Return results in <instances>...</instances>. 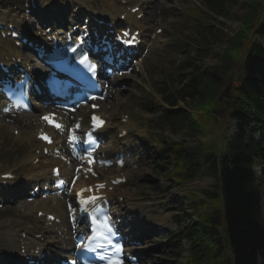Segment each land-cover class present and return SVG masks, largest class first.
Returning a JSON list of instances; mask_svg holds the SVG:
<instances>
[{
	"label": "rangeland",
	"instance_id": "obj_1",
	"mask_svg": "<svg viewBox=\"0 0 264 264\" xmlns=\"http://www.w3.org/2000/svg\"><path fill=\"white\" fill-rule=\"evenodd\" d=\"M19 1L22 2V0H0V17L4 18L5 15H10V13L13 12L16 13L17 11H14L13 4H18ZM44 1L46 0H36L38 9L42 7V2ZM51 1L56 6H58L59 3L65 5L70 4L69 6H72L70 3L71 0ZM77 1L85 3L88 0ZM102 1L105 3L109 2V0ZM138 1L140 0H132L133 3ZM153 1L150 6L146 3L142 5L149 9L145 21L150 26H153V29L158 26L162 27L164 32L161 34L156 33L157 39L154 41L155 45L152 41L150 43L154 50L147 58L143 77L140 75L141 78L137 76L130 79L128 81L129 83L127 82L123 87V91L117 92L112 100L107 102L104 106V108L112 114L113 123L112 127L109 129L110 134L116 136L118 132L116 124L121 122V115L123 113L130 114V128L132 129L128 139L135 140L136 138L135 142L142 140L143 144L146 145L147 143L154 144L159 141V138L161 139V136L164 137L166 134H170L168 131L164 132L166 130H163L164 127L158 122L153 121L150 123L149 120L158 116L160 108L165 110L169 109L162 99L171 93V91L181 87L179 80L189 71L185 70V67H187V65L193 67L198 66L200 67V71H202L203 68L209 67L220 60L219 57H215V54H210L221 53L225 46V44L219 43L214 45L211 39L207 47V50H209L207 56L197 57L193 52L186 55V51L190 52L191 50L189 47H185V45L182 44V40L177 39V37L182 34V32L186 34V32L190 30L185 20L188 18L187 15L190 14L193 0H167L165 8L159 7L161 3H158V0ZM200 1L203 5V1ZM200 1L198 0L199 4ZM193 7H196V5ZM231 13L241 14L242 12L237 6H234L231 9ZM211 21L215 27L222 29L229 36L236 33L240 28L239 19L218 16ZM22 23V21H19L17 25H22ZM262 41L264 42V37H262ZM166 42H171L172 47H177L178 54L170 52L172 47L164 50L165 53L162 52L161 54L159 49H162V44ZM191 55H195L196 57ZM188 61H191V63ZM242 73L243 66L238 65L235 75L240 78ZM147 100H152L154 103L152 104L153 108L151 106V110L148 111V108H142L144 104L147 105ZM220 104V100H210L207 103L200 102L197 106L198 110L191 112L193 121L198 124L201 131L216 133L219 128L223 126L222 120L209 118V113H212L211 109H216ZM177 107L188 108L187 101H179ZM20 115L24 116L22 113ZM20 115L17 117H20ZM25 116L29 119V122H31V118H28L26 114ZM33 120L36 121L37 119ZM4 122V120H0V157L4 159L8 158L9 164L2 165V168L4 170H14L18 173L26 172L30 167L31 159L29 156V160H27L28 156H26L29 152V150L27 151V146L29 147L28 139L30 137L22 133L20 135L13 134L12 127H5L4 125L6 124H4ZM18 122H20V119H18ZM21 124H23V122ZM232 129L235 130L234 126H232ZM142 130L145 134L140 137V132ZM26 131L28 132V130ZM172 137L187 143L184 129L177 128L172 134ZM152 155L153 152L151 151V160L149 164L140 166L130 172L131 178L121 191L125 192L124 196L132 200L138 212H141L142 216H144V218L142 217V222H145L146 219L147 221H152L150 224L154 222L161 224L166 223L165 233L151 229L150 225L146 227L145 234L147 235L148 244L145 254L148 256L146 260L149 261V263L146 264H183V258L189 254V241L185 235L189 233L190 228L195 225L196 221V218H194L195 209L191 207L190 203L194 201L195 196L202 197L204 190L214 187L216 182L215 176L211 173L210 169L204 168L197 179L179 186L171 179V181L168 180L172 171L171 162H162L161 165H164V168H161L159 167L157 158L153 160ZM13 157H15V159ZM255 169L259 177L263 176L262 180L264 183L263 165H258ZM111 172V170L107 171L108 174ZM262 189L261 207L262 219L264 220V186ZM213 202H216V199H206V205H212ZM178 206H180L182 210L179 212L180 214L176 208ZM16 207L17 206L14 205H6L4 208L0 209V249L6 246L9 248V250L3 249V252L0 251V253L3 254L2 256L0 255L1 258H4L7 255L6 253L12 252L11 249L14 248L12 242L16 244L15 238L17 237L15 235V230L17 226L22 223L34 224V222H36L34 215L26 216L25 213L20 214ZM182 216L183 218H181ZM191 217H193V219ZM184 218H191V220L186 222ZM162 219H164V221H161ZM151 227L156 226L151 225ZM12 228L15 230H12ZM54 228L56 229L57 227ZM9 229L13 239H8L4 234L5 231H9ZM69 240L68 238L64 239V241Z\"/></svg>",
	"mask_w": 264,
	"mask_h": 264
},
{
	"label": "trees",
	"instance_id": "obj_2",
	"mask_svg": "<svg viewBox=\"0 0 264 264\" xmlns=\"http://www.w3.org/2000/svg\"><path fill=\"white\" fill-rule=\"evenodd\" d=\"M207 1L211 9L225 11L226 15L229 13L228 5L239 4L245 11L243 26L226 40L222 31L213 34L214 41L227 44L222 53L215 54L220 60L202 71L196 69L179 93H184V97L197 103L220 100L217 113L221 118L234 120L238 130L228 140L224 153L216 149L206 150L202 144L182 145L165 140L167 146L162 155L167 154V158L171 155L177 172L175 175L180 182L196 177L205 162L211 163L215 170L217 166L220 168L219 192L206 193L217 196L218 205L212 211H207L208 206L204 204L206 198L197 201V207L202 208L203 219L198 222L194 234V242H198V246L193 249L187 264H256L258 256H264V229L258 204L259 191L251 165L255 156L264 160V136L260 127L264 118V45L260 40L264 35V22L257 19L264 11V0ZM200 30V26L192 25L191 37L198 42H202ZM252 30L255 33L250 39L248 32ZM247 46V54L240 61ZM238 64L243 65L240 78L235 75ZM168 102L176 104V100ZM163 117L172 126H182L190 121L191 134L199 131L184 111H178L175 115L164 113ZM252 122L255 123L254 132L260 134V140L250 138L245 142V129ZM219 230L223 232V239L214 238ZM223 240L224 247L221 243ZM226 247L230 254L222 252Z\"/></svg>",
	"mask_w": 264,
	"mask_h": 264
},
{
	"label": "bare ground",
	"instance_id": "obj_3",
	"mask_svg": "<svg viewBox=\"0 0 264 264\" xmlns=\"http://www.w3.org/2000/svg\"><path fill=\"white\" fill-rule=\"evenodd\" d=\"M104 7V9H101V8H99L100 10H99V12H100V14L101 15H104L105 17H112L113 15H112V13H111V10L112 9H118V7L119 8H121L117 3L116 4H112V3H109L108 5H104L103 6ZM113 18V17H112ZM127 22L128 23H131V20H132V16L131 15H129L128 17H127ZM2 21V20H1ZM9 39H2L1 37H0V54L1 53H5V51L7 50V51H10L9 49H8V44H9V41H8ZM19 113H22V114H24V116H25V114L27 115V117L28 118H31L30 119V121L32 122V121H34L33 119H37L36 118V116L34 115V114H32V113H28V112H22V111H19ZM25 118H26V116H25ZM27 119V118H26ZM31 122H29V123H31ZM106 128V127H105ZM34 158L35 157V155H30V158ZM32 158V159H33ZM57 215V217H60V216H63V212H59V211H56L55 212ZM144 217V216H143ZM164 219H162L161 221H163ZM149 223H147V225H149L150 224V222H152L151 220H149L148 221ZM156 222H154V224H155ZM55 227H57V226H55ZM23 228V227H22ZM56 229H57V231H56ZM55 230H54V232L56 231V232H58L59 231V229L58 228H56ZM23 230H24V228H23ZM29 232V231H28ZM77 233V232H76ZM8 238H9V233H8ZM30 240V242L33 244V245H35V246H37V245H39V246H41V244L40 243H38L35 239H33L32 237H27L24 241H26V240ZM15 240V239H14ZM20 240H22V238H20L19 240H18V244L20 243L19 241ZM12 245H13V247H14V250H16L17 251V248L14 246V244H13V242H12ZM33 245H31L30 243L29 244H26L25 245V247L23 248V249H25V250H28V251H31V250H33ZM18 247H20V244L18 245ZM61 250H62V248H61Z\"/></svg>",
	"mask_w": 264,
	"mask_h": 264
},
{
	"label": "snow or ice",
	"instance_id": "obj_4",
	"mask_svg": "<svg viewBox=\"0 0 264 264\" xmlns=\"http://www.w3.org/2000/svg\"><path fill=\"white\" fill-rule=\"evenodd\" d=\"M125 35L127 36L128 34L125 33ZM132 42H134L133 40H128L126 41V43H129L131 44ZM80 64L82 65H87L88 67V70L91 71V72H95V65L94 64H91L90 61H88V58L87 56H84L80 61ZM44 119L48 120L49 123H54V121L52 119H50L49 117H44ZM93 120L94 122H96L98 120V118L96 117H93ZM102 123V122H100ZM55 127L59 128L60 125L59 124H55L54 125ZM99 126V125H97ZM42 138L44 139H48L47 137H44L42 136ZM50 142V141H49ZM62 183V182H61ZM102 187V185L100 186ZM83 191H91V189H87V190H82ZM96 198L95 197H91L89 198L88 200H82L81 203H84V204H88V203H92L94 202ZM105 228L107 229L108 232H111V227L110 225H105ZM95 231V230H94ZM97 239H100V240H104V241H108L109 240V236L107 235L106 232H103V231H100V232H95V235H93L91 238H90V242L93 241V240H97ZM101 247H103V245H101ZM116 251L119 252L120 249L117 247L116 248ZM100 259H107L108 260V264H120L119 261H115L113 262L112 259L110 257H105V256H100Z\"/></svg>",
	"mask_w": 264,
	"mask_h": 264
}]
</instances>
